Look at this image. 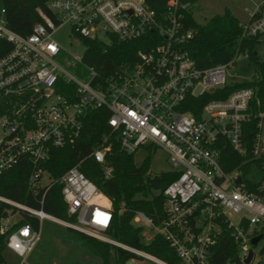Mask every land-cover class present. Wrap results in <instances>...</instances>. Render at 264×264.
I'll use <instances>...</instances> for the list:
<instances>
[{
  "label": "built area",
  "instance_id": "2783aa9c",
  "mask_svg": "<svg viewBox=\"0 0 264 264\" xmlns=\"http://www.w3.org/2000/svg\"><path fill=\"white\" fill-rule=\"evenodd\" d=\"M45 4L50 15L37 9L41 23L27 36L11 31L4 8L0 12V41L8 45L0 57V173L29 160L31 187L47 190L59 184L74 223H62L41 210L0 198L39 223L37 230L23 225L11 232L8 251L18 257L19 264H28L42 223L49 221L121 248L133 255L127 262L166 264L109 240L110 202L77 167L56 180L39 167L52 149L77 142L88 112L105 110L110 133L89 154L103 167L105 177L110 176L105 156L110 153L111 138L127 154L144 147L161 149L170 173L177 175L162 191L164 218L159 225L141 212L134 214L132 223L143 229L144 242L159 235L181 264H207L208 250L220 235L223 219L240 243L238 258L244 260L250 240L264 234V168L258 184L250 189L240 172L248 160L226 171L222 154L229 149L245 155L243 126L255 120L251 159L264 156V111H251L255 93L250 88L211 100L196 115L186 103L188 98L235 84L227 79L234 62L196 67L184 50L192 31L184 28L185 4L180 0H166L161 11L149 0H45ZM64 24L71 27L73 45L114 37L120 42L141 41L144 49L132 64L99 73L83 63V55L71 57L51 40L55 29ZM241 28L243 35L264 36V0H259ZM240 56L248 59L246 54ZM231 216L237 218L236 224ZM8 229L0 226V233Z\"/></svg>",
  "mask_w": 264,
  "mask_h": 264
},
{
  "label": "trees",
  "instance_id": "16d2710c",
  "mask_svg": "<svg viewBox=\"0 0 264 264\" xmlns=\"http://www.w3.org/2000/svg\"><path fill=\"white\" fill-rule=\"evenodd\" d=\"M149 1L157 7L158 11H161L166 3V0ZM180 1L185 4V9L182 11L184 28L192 31V36L186 42L184 50L198 69L234 62L242 54H246L249 61L257 65L256 75L249 83L230 84L221 91L188 98L186 103L191 105L189 112L196 115L207 102L224 99L233 91L242 88H250L255 93L251 111L253 113L264 111V63H258L256 53L257 46L264 42L261 40L263 36L243 35L238 21L228 11L222 15L213 16L203 25H197L191 18L195 0ZM3 8L7 27L21 36L29 35L33 28L41 23L37 9L50 15L45 0H4ZM84 45L86 51L83 55V63L103 74L111 73L119 64H132L137 53L144 49L141 41L120 42L114 37H109L105 41H84ZM7 47L6 43L0 41V57ZM108 117L109 113L105 110L88 112L83 119L82 132L77 142L72 146L52 149L47 161L41 163L39 167L54 180L68 169L77 167L110 202L113 219L106 235L111 241L152 255L166 264H181L161 236L154 235L148 243H145L143 229L132 223L134 214L141 212L152 219L155 225L160 224L164 218L162 191L177 175L168 172L150 176L146 161L139 166L135 165L132 160L133 154L123 152L117 140L111 138V150L105 156V165L110 169V176L105 177L103 167L89 157V154L99 146L101 139L110 133L107 125ZM255 127V120L243 126L246 149L243 157L229 149H224L222 154L225 161L223 168L226 171L239 167L242 162L248 160L241 165L240 172L243 181L250 189H254L258 184L264 168V156L251 159V142L256 132ZM32 172L33 164L27 159L1 172L0 198L29 209L41 210L56 220L73 224L74 217L67 214V207L61 199L59 184L54 183L47 190L41 187L32 188L30 183ZM8 210L13 214L17 213L20 220L5 233H0V264H10L4 252L8 250L6 240L11 232L23 225H28L33 230L39 227L37 218L0 201V217H6ZM219 226L220 235L208 250L207 264H233L235 257L239 254L240 243L234 240L232 231L227 228L223 219L219 221ZM65 231L71 235V240L76 246L85 250L88 256L87 264H126L133 257L119 247L87 237L71 228L65 227ZM262 239L264 234H261L260 240ZM34 251L28 258L30 264H50L43 252L37 255ZM262 253H264V247L260 250V254Z\"/></svg>",
  "mask_w": 264,
  "mask_h": 264
},
{
  "label": "rangeland",
  "instance_id": "374dc122",
  "mask_svg": "<svg viewBox=\"0 0 264 264\" xmlns=\"http://www.w3.org/2000/svg\"><path fill=\"white\" fill-rule=\"evenodd\" d=\"M258 3L259 0H195L191 10V18L197 25H203L213 16L222 15L225 11H228L238 21L239 25L243 26L249 21V15L255 11ZM3 6L4 0H0V12ZM1 17L2 15L0 13V18ZM51 40L57 45L59 49L66 52L71 57L80 58L86 51L84 44H72L74 39L71 27L67 24L61 25L55 29L51 36ZM261 40H264V36ZM256 53L258 63H264V42L257 46ZM256 68L257 65L255 63L240 56L235 59L234 63L231 65V68L228 70L227 79L229 82L249 83L256 75ZM132 160L137 166L143 164L146 161L148 163V173L152 177L161 173H168L171 169L165 153L158 148H141L132 155ZM46 182V180L43 181V183ZM19 220L20 217L17 213L13 214L8 210L6 211V217H0V226L6 225V227L10 228ZM230 220L233 224L237 223V218L234 216H231ZM60 222L66 223L64 221ZM41 232L43 233L40 235V240L35 248L34 253L38 255L43 252V255L48 258L50 264L88 263V256L85 250L76 246L72 242L71 235L66 233L65 227L61 224L43 221ZM44 232L47 234V236H45ZM42 247L43 249H41ZM263 247L264 239L260 240L257 245L252 248L253 259L251 264H264V253L260 254V250ZM4 256L8 263L19 264V259L10 251L5 250ZM32 258L33 256L31 259ZM27 263L30 264L28 259ZM126 264L140 263L127 262Z\"/></svg>",
  "mask_w": 264,
  "mask_h": 264
},
{
  "label": "water",
  "instance_id": "95a60500",
  "mask_svg": "<svg viewBox=\"0 0 264 264\" xmlns=\"http://www.w3.org/2000/svg\"><path fill=\"white\" fill-rule=\"evenodd\" d=\"M236 183L237 184L240 183V178L237 180ZM259 240H260V236H257V237L252 238L250 240V249L247 252L246 258L241 261L238 258V256H236L235 259H234V263L233 264H251V261L253 259V249L252 248H254L257 245V243H258Z\"/></svg>",
  "mask_w": 264,
  "mask_h": 264
}]
</instances>
